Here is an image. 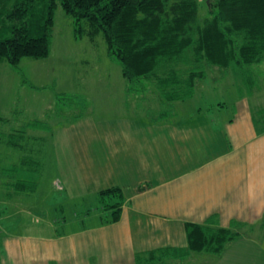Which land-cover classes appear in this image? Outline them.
<instances>
[{"label": "crops", "instance_id": "0c3cea01", "mask_svg": "<svg viewBox=\"0 0 264 264\" xmlns=\"http://www.w3.org/2000/svg\"><path fill=\"white\" fill-rule=\"evenodd\" d=\"M7 69L18 70L0 61V71ZM260 89L259 83L251 93ZM121 91L125 104L117 110L84 96L87 105L73 106L67 121L26 128L41 148L49 140V150H42L52 161V193L42 191L48 199L34 202L45 212H36L26 200L39 189L38 171L16 172L37 181L31 193L15 194L10 178H0L6 196L0 195V264H135L149 250L187 249L186 223L230 228L237 237L219 254L189 251L171 264H264V129L253 117L264 107L237 111L233 104L224 114L226 104L218 101L206 110L173 105L161 115L156 93ZM9 101L14 105L16 95ZM6 147L0 149L4 176L15 165L14 149ZM112 186L121 188L124 202L119 219L109 222L99 191Z\"/></svg>", "mask_w": 264, "mask_h": 264}, {"label": "trees", "instance_id": "16d2710c", "mask_svg": "<svg viewBox=\"0 0 264 264\" xmlns=\"http://www.w3.org/2000/svg\"><path fill=\"white\" fill-rule=\"evenodd\" d=\"M57 5L72 17L76 38L102 35L107 55L120 66L126 93L143 97L156 93L164 108L161 115L170 112L174 102L194 94L208 66L232 72L240 94L259 87L256 71L264 64V0H207L204 17L198 0H0V61L18 68L23 57H47ZM67 99L80 110L87 105L82 94H57L59 102ZM253 117L264 129V108ZM14 123L15 119L0 115V142L20 153L5 177L12 180L13 193H31L37 181L18 177L17 171L39 172L43 150L25 130L49 126L35 118L20 126ZM99 197V208L109 213L107 220L117 221L124 202L121 188L102 189ZM185 231L187 249L149 250L138 255L135 264H171V259H183L189 251L219 254L237 237L230 228L208 224L186 223Z\"/></svg>", "mask_w": 264, "mask_h": 264}, {"label": "rangeland", "instance_id": "374dc122", "mask_svg": "<svg viewBox=\"0 0 264 264\" xmlns=\"http://www.w3.org/2000/svg\"><path fill=\"white\" fill-rule=\"evenodd\" d=\"M198 4L200 16H206L208 14L207 0H198ZM53 19L54 26L50 53L47 57L39 59L23 57L18 64V70L14 72H10L9 69L0 71V115L9 117L11 120L15 119L14 124L19 126L21 123L34 118L44 120L47 123L55 121L57 118L61 121H67L70 117V109L77 106L71 105L68 102L70 99L65 100L64 103L59 102L61 98L59 96V101L57 100L58 93L76 92L82 94L83 90H100V97L99 95L90 94L84 96L97 103H99L100 98L104 99L100 102L101 106L108 104L116 110L122 104H125V95L121 91L125 88V79L121 74L119 64L107 55L106 44L102 35L98 34L92 38L84 35L76 38L73 34V19L63 11L60 5L55 8ZM262 66L257 67L262 89L255 91L253 94L244 92V94H240L232 73L224 72L215 66H208L206 68L207 76L197 81L194 95L191 98L174 102V109L176 111H191L199 107L206 110L208 104L218 101L226 104L223 110L224 114L229 113L228 110L233 104L236 105L237 111H242L239 110L242 106L252 105L254 109L264 107L262 106L264 104H261V102H264V64ZM23 79L27 83L31 82L37 88L28 86ZM53 80H56V84ZM106 90L113 91L104 96ZM97 93L98 91L94 94ZM12 94L16 95L14 105L13 103L10 104L9 101ZM239 95L245 97L240 98ZM151 97L152 95H149L147 101L152 105L157 104V100L154 98L151 100ZM62 111L64 112L63 117H58ZM2 126L8 127L6 124H2ZM48 141L47 138V141L41 144V149L49 150ZM4 147L6 145L0 143V149ZM13 152H15V156L13 161L10 158V163H14V166H16L20 153L15 149ZM39 155L42 156L39 176L36 174L39 189L32 196V199H28L26 202H30L28 205L37 210L36 212L44 213L45 211L40 207L41 203L34 201L44 199V192L48 195L52 193L50 181H52L54 170L48 153L43 152ZM0 178L8 179L4 175H0ZM42 191H44L43 194ZM55 192L53 193L55 194ZM2 193L0 195L6 197ZM45 199H48V196ZM45 215L47 214L45 213ZM245 231L244 233H248V230ZM3 232L0 233V236Z\"/></svg>", "mask_w": 264, "mask_h": 264}]
</instances>
